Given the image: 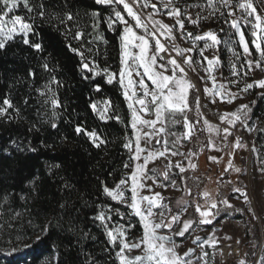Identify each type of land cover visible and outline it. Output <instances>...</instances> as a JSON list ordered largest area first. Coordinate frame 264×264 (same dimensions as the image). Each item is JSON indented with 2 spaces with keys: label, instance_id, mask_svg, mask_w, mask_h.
<instances>
[{
  "label": "trees",
  "instance_id": "trees-1",
  "mask_svg": "<svg viewBox=\"0 0 264 264\" xmlns=\"http://www.w3.org/2000/svg\"><path fill=\"white\" fill-rule=\"evenodd\" d=\"M30 2L35 8L41 0ZM44 2L50 12H71L74 20L66 22L68 27L72 32L83 31L84 36L81 40L72 39V33L60 25L55 15L33 20L34 13H27L22 5L12 13L34 23L36 36L30 38L42 41L45 51L34 53L17 38L11 47L0 52V103L7 97L20 109L19 116L14 109L9 110L13 119L0 117V264H118L117 249L108 243L104 227L94 217L104 211L112 217L108 222L110 228L132 225L128 230L132 234L142 230L130 208L103 191L105 185L113 188L131 169L124 167L125 163H131L130 152L124 147L128 139H133L130 110L120 85L107 84L103 73L94 79H82L80 57L66 45L80 48L88 61L95 60L98 71L108 68L116 72L120 64L122 27L117 23L109 28L108 17L115 19L114 10L122 14L124 10L120 5H99L94 0ZM94 11L100 13L97 20L92 16ZM94 22L99 23L97 29L92 27ZM249 28L242 25L248 43L252 36ZM214 31L221 40L219 58L224 65L229 55L239 50L237 34L225 23ZM42 57L49 58L50 67L56 68L54 75L62 82L58 95L63 107L52 118L57 128H51L48 122L51 105L42 104L44 98L33 90L48 79L49 74L36 67ZM30 66L37 72L31 87L30 78L23 79ZM83 75L91 76L87 72ZM95 83L101 84L99 92ZM25 97L29 99L27 105L23 103ZM102 101H111L108 112L111 119L100 120L91 109L90 104ZM263 105L264 96H257L254 110L262 112ZM116 116L120 119H115ZM33 124L39 131H29ZM76 125L95 131L105 143L95 147L86 135L75 133ZM12 140L25 147V151H16L10 143ZM29 143L36 152L27 150ZM33 177H38L35 191L28 186ZM65 184L70 187L66 189ZM5 195L7 200L3 199ZM20 196L25 199L21 200ZM65 202V208L60 209L58 206ZM45 226L46 233L42 231ZM37 236L44 238L36 241ZM2 251L10 254L4 255Z\"/></svg>",
  "mask_w": 264,
  "mask_h": 264
},
{
  "label": "snow or ice",
  "instance_id": "snow-or-ice-1",
  "mask_svg": "<svg viewBox=\"0 0 264 264\" xmlns=\"http://www.w3.org/2000/svg\"><path fill=\"white\" fill-rule=\"evenodd\" d=\"M233 0H220V3L228 9V15L233 16L234 11L232 8ZM95 4L108 5L111 6L114 3L117 5H122L123 10L126 11L127 16L131 17L135 21V27L133 24L129 23L122 12L119 10H114V17H108V27L113 28L117 23L124 25L123 30L119 36L121 41L119 53L120 57V68L119 72H111L108 68L100 69L99 65L95 60L88 61L83 51L80 48L73 47L71 44H67L66 47L80 57V72L82 74V79L89 80L94 79L95 76L101 75L102 73L107 76L106 83L113 84L118 83L122 90L125 99L128 101V108L131 110V128L134 133V140L128 139L124 144V147L129 150L131 163H125L124 167L131 168L130 173L127 174L125 178H122L114 188L110 189L106 185L103 188L104 193L109 196L112 200L118 201L122 204H126L128 208L132 210V215L139 218V223L142 225V236L138 241L129 242L128 227H133L128 225H117L116 227L110 228L108 222L112 220L111 215L100 211L94 220L99 221L104 227L106 235L108 237V243L116 248L115 252L116 260L118 264H193L190 259L191 254L195 251L189 248L183 254L177 251V245L173 241L172 237L169 235L162 234V229H167L172 231L173 225H182V227L174 232V235L184 236L187 231L192 227L194 223H197L193 219L182 220V215L187 212V201L181 199L177 202L178 209L173 213V210L168 207L167 204L163 203L164 197L159 192H152L153 185L157 183L158 176H162L163 180L168 181L170 179V171L172 167L179 169L180 173H184L186 168L181 166L179 161L175 165L168 162L165 165V169L161 171L157 168H149L150 162L155 161L158 157H164L166 154L170 153L172 156L185 155L184 153H179L177 151H172L169 148V140L167 136L169 135L167 131L168 124L182 123L183 127L186 129L182 133L184 139H190L195 132L196 124L200 121L197 120L195 123L189 120L188 113L192 111L189 103L190 91L196 88V85L191 82L188 78V72L185 66L192 71L193 68V57L191 55H185V53H192L193 48H178L175 43V36L173 34V28L178 25L179 29L183 33L185 28V22L181 19L183 15L181 8L176 7L174 0H166L163 4V8L168 10L167 15L169 17L175 18V25H168L159 20H152L151 14L149 19L152 23V28L145 23L141 16L134 10L133 4H138L139 0H132V3H128L127 0H94ZM23 6V8L29 14H33V20L37 17L48 18L51 15H55L59 19L60 25H63L67 32L72 33V39L81 40L84 36V32L81 30H76L72 32V28L68 27L66 22H71L74 20V16L71 12L64 14L53 13L49 11V6L41 0V2L35 6L32 5L30 0H0V52L6 51L7 48L11 47L12 44L19 39V43L27 46L29 49L33 50L34 53H43L45 51L42 41L31 39L30 37L36 36L34 31V23L29 22L25 17L17 14L12 15L17 9ZM147 6V5H145ZM152 9L159 11L156 4H151ZM207 7L211 9L209 15H214L218 9L215 7V0H207ZM236 9L241 10L245 15L238 19H231L230 21H225V23H230V26L236 30L239 36V44L243 48L245 54L251 55L248 42L245 39V33L241 30L240 20L244 23L252 24L254 31L252 32V43L255 46V50L259 53L260 60H247V66L249 71L252 70L253 66L256 68H264V48H262V42H264V16H261L257 12V8L253 3V0H237ZM223 15V13H221ZM92 16L94 20H97L100 16L99 12H93ZM249 17H254V22L249 20ZM188 21L191 24H197L200 19L199 14L197 19H192L190 15L187 16ZM74 27V25H73ZM93 29L99 27L98 22H94L92 25ZM136 29H142L143 34H138ZM59 31V28L57 29ZM188 38H191L193 42L195 41H205V48L213 47L219 45L221 40L218 38L217 34L211 30L204 32L202 35L193 36V33H186ZM161 37L165 41L171 43V47L177 52L179 56L182 57V61H178L175 56H169L166 60L161 57V53L167 54L169 49L165 42H162ZM103 39V37H98ZM154 41V45L152 43ZM211 41V43H208ZM106 42V41H105ZM132 49H138V51L133 52ZM91 51V49H89ZM204 49H200V55L203 57L204 61H207V67L204 71L208 73V79L212 81V88L207 86L204 87V92L221 96L225 93L224 85H219L217 88V81L214 75H212L214 68L219 65L220 58L214 56L209 59L207 56L203 55ZM37 68L42 69L44 72L48 73V79L41 87H35L33 90L38 92L42 98V104L51 105L52 112L49 118V124L51 128H57V123L52 119L57 116V109L63 107L61 100L58 95V88L62 86V82L57 80L54 75L56 68L50 67V61L48 57H42V62L39 63ZM236 65L233 64V69ZM140 69L143 71L141 72ZM135 71L136 76L141 77L138 81L133 80V72ZM84 72L90 73L89 75H83ZM170 73V74H169ZM237 71L233 72V75H238ZM248 73L246 72L245 75ZM143 77H147V80L151 81L152 87L150 88L148 84L145 83ZM31 87L37 79V72L30 66L27 70V76L24 80H29ZM19 82V81H18ZM259 87L264 89V78L254 81V83H247L243 91H247L254 87ZM95 90L99 92L101 90V84L95 83ZM140 91V95H137V91ZM264 96V93H261ZM236 99L235 95H232L229 99V103ZM200 97L196 96L194 99L195 108L198 116H202L200 113ZM23 103L27 105L29 99L25 97ZM138 106V107H137ZM93 111H97V105L95 103L90 104ZM111 107V101L105 102V107L102 111H99L100 120L111 119L107 113ZM14 109L17 116L20 115V109L15 108L13 102L9 98H4L2 103H0V117H7L8 119H13L9 115V110ZM251 108L247 104H241L235 112L224 113L219 116L221 122H226L228 125H235L237 121H240L247 127V120L250 118L249 113ZM152 113L154 115L153 119H145L143 114ZM183 117L182 121L176 119L177 115ZM115 119L119 120L118 116ZM207 130L211 132L219 133L220 129L218 126H214L209 123L207 119L203 120ZM147 126L152 131L142 132V129ZM39 131L36 129L35 124L29 131ZM252 129H249L251 131ZM75 133L86 135L92 142V144L99 148L105 141L95 132L88 131L85 127L76 125L74 128ZM224 139L231 135V129L229 127L223 128ZM163 134V137H161ZM170 135H175L171 133ZM155 138L156 143L161 145V149L151 150L146 147L141 146V140L144 139L147 143H151V140ZM181 136H177L176 140L172 141L173 147L179 142ZM12 147L16 151L23 152L25 147H21L15 140L11 142ZM211 144V140L209 141ZM41 146L43 142L41 141ZM214 146V145H213ZM236 147H242L239 143V138L236 140ZM27 150L31 152H36L37 149L32 147L29 143ZM4 152H8L7 148L2 149ZM255 151V148H253ZM194 152H189L186 158L189 159L188 168L196 169L197 165L191 162L190 157L195 156ZM211 160L215 161L216 157H210ZM142 161V162H141ZM59 167V165H56ZM229 168H233L232 161L228 163ZM228 169L226 168L225 171ZM236 172H240L239 168H234ZM264 171V169H261ZM149 172L152 175H149ZM38 177H33L28 181V186L32 191L36 190V181ZM147 180H152L153 184L148 185L145 183ZM171 184L173 187L176 185V181L172 180ZM64 187L67 189L70 186L65 184ZM147 189L151 194L144 195L142 190ZM189 192V189H185ZM125 191H130V197L125 196ZM233 191L242 192L239 188H234ZM244 199L247 201V195L244 194ZM203 197L205 198V204L201 205L199 203L195 204L194 211L199 214L198 223L201 224H211L216 216L220 215L221 211L227 212L233 206L229 203L228 199H222L217 201L212 197V195L205 191L203 192ZM21 200L25 199L24 196L19 197ZM4 200L8 199V196L3 197ZM224 205L225 207L221 209L218 207ZM65 203H61L58 207L60 209L65 208ZM154 209H164V211H159V222H157V213ZM118 214L119 210H117ZM165 212L169 215L166 217ZM17 215H20L17 213ZM121 216L123 214H120ZM42 231L47 232V226H45ZM85 235H87L85 233ZM43 236H37L36 241L43 240ZM199 236L196 240H200ZM195 243V241H194ZM204 244H208L210 247H214L218 241L214 235H210L207 240L203 241ZM30 245H26L28 247ZM201 247V256L198 257L199 260H203V264H207L205 257L208 253L203 250V244ZM133 250H140V254L131 255ZM239 264H246L244 259L239 261ZM261 264H264V257L261 258Z\"/></svg>",
  "mask_w": 264,
  "mask_h": 264
},
{
  "label": "rangeland",
  "instance_id": "rangeland-1",
  "mask_svg": "<svg viewBox=\"0 0 264 264\" xmlns=\"http://www.w3.org/2000/svg\"><path fill=\"white\" fill-rule=\"evenodd\" d=\"M165 2L166 0H139L138 4H133V8L141 16L142 20L149 25L150 29L152 28V23L149 19L150 14L152 20H159L168 25H175V18L169 17L167 15L168 10L163 8ZM236 2L237 0H233L232 2L234 15L229 16L228 9L220 3V0H215V7L218 11L210 16L209 12L211 9L207 7V0H174L175 6L182 10L183 15L181 19L185 22V28L183 33L178 25L173 28V34L175 36L173 43L178 48L194 49L192 53H185V55H191L193 57V68H195V71L188 69L187 66L185 68L188 72V78L196 85V88L190 91L189 103L192 111L188 113V117L193 123L197 120L200 122L196 124L195 132L190 139H184L182 137V133L186 131L182 123L174 125L168 124L167 131L169 135L167 139L169 140V148L172 151L184 153L185 155L172 156L168 153L164 157H158L155 161L150 162L148 167L163 171L169 161L173 165L179 161L181 166L186 168L184 173H180L179 169L173 166L168 181L163 180L162 176H158L157 183L153 185L152 192L161 193L164 197L163 203L167 204L173 210V213L178 209V201L183 199L188 202L187 205L183 206L187 207V212L182 215V220L193 219L197 223H194L184 236L174 235V232L178 231L182 225H173L172 231L162 229L161 232L172 237L179 253L183 254L189 248L194 249L195 251L190 256L193 264H203V260L198 259L201 256V244H203V250L208 253V256L205 257L207 264H239L241 259H244L246 264H261V258L264 255V171L261 170L264 169V105L260 113L253 108L257 101V96L260 97L261 93H264V89L254 85L253 88L243 91L247 83H254V81L264 78V68H256L253 66L252 70L249 71L246 63L250 59H261L252 43L254 37L251 36L248 43L251 55L245 54L239 44V50L229 55V59H227L224 65L220 60L219 65L214 68L212 75L216 78L217 88L221 84L225 88V93L223 94V98H221V96L204 92L205 86L212 88L213 85L212 81L208 79V73L204 71V68L207 67V61H204L200 55V49L203 48V55L209 59L214 56L219 57V45L205 48V41L193 42L186 35L187 32L193 33V36L202 35L209 30L215 32L214 29L220 27L226 20L230 21L231 19L242 17L245 14L241 10L236 9ZM253 3L257 8V12L261 16H264V9L261 4L257 0H253ZM151 4H156L159 11L152 9ZM198 14L200 17L198 23L195 25L191 24L187 16L190 15L192 19H197ZM122 15L135 27V21L127 16L125 10ZM248 19L254 22V17H249ZM242 25L250 26L249 32L252 34L254 31L252 24L244 23L243 20H240L241 30ZM121 27L123 30L124 25L121 24ZM136 31L138 34H143L142 29H136ZM236 34L239 41L238 33ZM161 40L167 44L169 49L167 54L161 53V57L166 60L169 56H175L178 61H182V57L172 49L171 43L165 41L163 37H161ZM152 43L154 45V41ZM208 43H211V41H208ZM262 48H264V42H262ZM132 51L136 52L138 49H132ZM238 57L241 58L240 61L236 60ZM233 64L236 65L235 69H233ZM119 68L116 71L117 73L119 72ZM140 71L142 72L143 70L140 69ZM234 71H237L239 74L233 75ZM246 72L248 73L247 75H245ZM140 78L136 76L134 71L133 80L138 81ZM143 79L151 88V81L147 80V77H143ZM140 94L138 89L137 95L139 96ZM232 95H235L236 99L229 103L228 101ZM196 96L200 97L199 111L203 114L202 116H198L195 108L194 99ZM105 102L96 103V114L98 117L99 111H102L105 107ZM126 102L128 105L127 100ZM241 104H247L251 108V112L249 113L250 118L247 120V127L240 121H237L234 126L220 121V115L226 112H235ZM143 115L145 119L154 118L152 113ZM176 119L182 121L183 117L178 114ZM204 119H207L210 124L218 126L220 129L219 133H210L207 130V126L203 123ZM224 127L231 129V135L227 137V140L223 138ZM249 129L252 130L249 131ZM151 131L147 126L142 129V132ZM171 133H175V135H170ZM177 136H181V139L173 147L171 142L176 140ZM161 137H163V134H161ZM134 138L133 133V140ZM237 138H239V143L243 145L242 147L235 146ZM210 140L212 142L211 144L209 143ZM141 146L151 150L161 149V145L156 143L155 138L151 140V143H147L142 139ZM253 148H255V151H253ZM190 151L196 154L190 157L191 162L197 165V168L194 170L188 168L189 159L186 156ZM210 157H216L217 159L213 161ZM229 161H232L233 168L228 167ZM226 168L228 169L227 171H225ZM234 168H239L241 171L236 172ZM149 175H152V173L149 172ZM172 180L176 181L175 187L171 184ZM145 183L152 185L153 181L147 180ZM186 188L190 190V194L185 190ZM234 188L241 189L247 195V201L244 199L242 192L233 191ZM205 191L209 192L217 201L225 198L228 199L229 203L233 206L227 212L221 211L220 215L216 216L211 224L198 223L199 214L194 211L196 203L201 205L205 204V198L202 195ZM142 194L150 195L151 193L147 189H144L142 190ZM130 195V191H125L126 197H130ZM218 207L223 209L225 206L218 203ZM130 211L132 212L131 209ZM154 211L157 213L156 219L159 222V211H164V209H154ZM165 215L167 217L169 214L165 212ZM236 215L238 216L236 217ZM130 229L131 227L127 228V230ZM142 232L143 229L139 234L128 232V241H138L142 236ZM210 235H214L218 241L214 247L203 243ZM197 236L201 239L196 240ZM256 241L257 243L255 244ZM234 247V253L230 252ZM2 253L4 255L10 254V252L5 251H2ZM222 253H226L227 255L223 256ZM138 254H140V250H133L131 253V255Z\"/></svg>",
  "mask_w": 264,
  "mask_h": 264
},
{
  "label": "built area",
  "instance_id": "built-area-1",
  "mask_svg": "<svg viewBox=\"0 0 264 264\" xmlns=\"http://www.w3.org/2000/svg\"><path fill=\"white\" fill-rule=\"evenodd\" d=\"M257 1L261 4V6L264 9V0H257ZM127 2L131 4L132 3V0H127Z\"/></svg>",
  "mask_w": 264,
  "mask_h": 264
},
{
  "label": "bare ground",
  "instance_id": "bare-ground-1",
  "mask_svg": "<svg viewBox=\"0 0 264 264\" xmlns=\"http://www.w3.org/2000/svg\"><path fill=\"white\" fill-rule=\"evenodd\" d=\"M235 247H236V246H235ZM235 247L232 248V250H231L230 252L234 253V251H235ZM222 255H223V256H226L227 254H226V253H222Z\"/></svg>",
  "mask_w": 264,
  "mask_h": 264
}]
</instances>
